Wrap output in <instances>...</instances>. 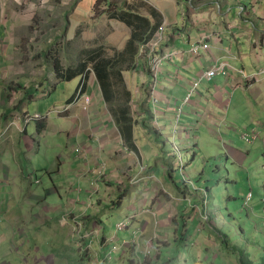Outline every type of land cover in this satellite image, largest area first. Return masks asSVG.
<instances>
[{
	"label": "crops",
	"instance_id": "crops-1",
	"mask_svg": "<svg viewBox=\"0 0 264 264\" xmlns=\"http://www.w3.org/2000/svg\"><path fill=\"white\" fill-rule=\"evenodd\" d=\"M96 1L62 2L69 5L60 9L67 25L65 38L75 41L74 50L64 61L75 74L65 80L54 72L52 84L49 80L42 83L41 91H48V95L39 92L44 100L36 103L34 112L48 113L41 131L47 129L46 120H52L51 130L42 139L39 121L32 120L35 124L30 127L32 121L23 120L28 112L25 106L35 99L40 81L33 83L25 75L16 79L20 76L16 72H22L15 70L17 60L0 57V191L4 187L15 192L19 204H13V199L8 203L0 201V244H8L0 251V264H11L6 259L8 254L16 257L17 264H40L35 247L27 249L33 254L31 258L17 253L11 244L17 233H11L2 224L3 208L20 209L25 202L39 213L59 210L62 220L70 218L63 217L66 212L83 209L84 231L90 232L92 224L102 227L101 242L120 235L121 231L116 232L115 228L111 236L107 232L113 218L108 219L107 212L120 211L134 226L132 231L138 234L140 245L153 239V230L173 241L168 247L159 244L160 256L156 260L151 257L147 261L140 253L135 254L136 259L144 264H171L175 252L177 256L190 254L196 248L189 243L192 235L187 234L186 224L193 223L198 212H209V203L200 195L204 190L201 184L189 190L183 179V184L177 185L175 166L163 164L165 159L168 162L178 156L190 162L181 166L185 178L203 175L204 169L196 162L220 158L221 153L226 161L237 166V171L250 169L244 166L246 161H264V73H260L264 68V0H101L97 10ZM12 12V8H0V16H6L0 20V48L14 49L18 41L29 38L27 15L16 19ZM154 37L159 43L152 55L168 57L155 78L149 69L148 51L140 53V47ZM196 41L206 43L208 48L193 55L189 48ZM222 61L228 63L226 74L202 80L189 102L183 103L191 83ZM10 73L17 84L10 83ZM80 83L91 98L88 112H82L73 103L67 110L54 111V107L69 102ZM56 91L62 95L50 101ZM25 92L32 96L24 100ZM251 131L258 133L260 140L247 144L240 134ZM46 136L51 137L50 142ZM40 140L47 147L44 155H40ZM254 146L261 148L262 153ZM41 169L59 176L50 177V184H62L57 201H66L68 206L51 201L40 204L47 193L43 185L39 189ZM159 177L164 184L156 183ZM93 184L98 188L94 194ZM102 192L106 195L101 196ZM117 199L118 203L108 208ZM187 200L201 201L202 207L196 204L189 212ZM93 207L104 211L92 216ZM171 208L177 216L191 214L181 227L183 237L179 223L177 231L169 229ZM44 218L42 222H51V218ZM31 227L40 232V222ZM76 234L75 229L69 230L61 233L59 239H70ZM194 234H199L198 230ZM92 239L81 240L82 251ZM198 247H204L202 240ZM104 250H98L100 259ZM128 253L120 250L113 263L117 264L121 256L133 264ZM64 254L61 248L54 255Z\"/></svg>",
	"mask_w": 264,
	"mask_h": 264
},
{
	"label": "rangeland",
	"instance_id": "rangeland-1",
	"mask_svg": "<svg viewBox=\"0 0 264 264\" xmlns=\"http://www.w3.org/2000/svg\"><path fill=\"white\" fill-rule=\"evenodd\" d=\"M62 2H64V0H0V8H12L15 11L11 13L13 18H24L27 15V20L25 21L27 23L26 25H28L26 27H28L27 36L29 38L26 41H18L14 49L1 47L0 57L2 59L13 57L17 60V63L14 62L15 70H22V72H16V75H20L16 76V79L19 80L25 75L26 78L32 80L33 83L38 80L40 81V89L38 88L35 90V99L31 100L27 106H25L26 108L24 110L28 111L29 114H33L36 111L35 105L38 101L41 102L44 100L39 96V92H42L45 96L48 95V91L45 93L41 91L42 83H48L47 81L49 80L52 84L55 81L53 68L55 61L58 60L59 64L66 67L69 63H66L64 59L69 58V53L71 55V52L74 50L73 44L75 41L68 42L65 38L67 25L63 23L64 17L61 16L60 10L62 7H68L69 5L63 4ZM5 17V15L0 16V20H4ZM17 29L20 31V27ZM9 77L12 80L10 81L12 85L17 84L11 77V73ZM31 86L33 87V85ZM61 95L62 93L56 91L54 94L52 93L49 100H53L54 97L56 99ZM72 103L76 105L72 100L60 107H54L53 110L64 106H68L69 108ZM40 115L43 116H41L42 118H45L48 113L42 111ZM46 122L47 129L41 131L40 128V139L52 128V120H46ZM34 124L35 121H32L30 127ZM25 139H27V136H25ZM45 139H48L49 142L51 141L50 136H46ZM40 141L42 142L40 155H44L47 147L44 146L43 140ZM256 149L262 153L261 148L256 147ZM50 155H52V153H50ZM66 157L67 153L65 152L63 156L64 160ZM166 160L167 159H165L163 164L167 165V163H172L175 166L176 172L174 173L177 185H182L183 179L186 185H188L189 190L195 189V185L201 184L204 190L200 195L204 196V201L209 203V205L207 204L209 212H205V214L202 211L198 212V216L193 219V223L190 224L188 222L186 224V226H188L187 234L192 235L189 243L195 245L196 248H194L190 254H178L171 264H234L238 263L240 253H249L251 258L255 259L252 254L261 252L258 246L262 249V252L258 255L260 258L257 260V263H264V260H261V258L264 257V185L260 183L262 181L264 184V169L259 168L261 166L264 168V161H246L244 166H250V169L237 171V166L226 161L224 153H221L220 158L217 156L214 160L201 159L196 162L198 166L204 169L203 175L185 178L182 176L181 166H183L184 163L190 164V162L186 161L184 158L183 161H180L178 156L168 162ZM242 161L243 160H241V162ZM1 163L2 162H0V164ZM57 166L56 162L53 168L55 169ZM257 167L258 173H256ZM66 168L67 166H64L63 170H66ZM252 173H255V175L251 176L250 174ZM39 176L42 178L39 189L43 185L44 189L47 190L46 196L43 197V201L40 200V204L43 205L51 201L52 204L58 203L61 205L64 204V206L67 205L66 201H57L58 195L60 194L59 188H61L62 184H50V177L53 178L54 176L57 179L59 176L55 172L47 174L43 169L40 170ZM62 176L64 177L63 173ZM156 183L164 184V179L159 177ZM6 189L7 190L2 187L0 191V201L8 203L10 199H13V204H17L15 198L17 194L8 188ZM97 190L98 188L93 184V194L97 192ZM33 193L34 190L32 189L30 191V196H32ZM42 193L45 194V191H42ZM248 193L251 194V199L247 206H245L244 199ZM105 195V193H101V196ZM196 204H198V207H202L201 201H185V206L189 212L192 211ZM17 206L19 207V204H17ZM90 210H92V216L104 211L101 208L99 212L100 209L96 207ZM2 211L5 213V216L2 218L4 221L2 224L5 226L7 225L11 233H17L13 235L11 242L15 250H17V253L27 255L31 258L33 254L27 249L29 247H35L40 254V264H112L113 257L117 258L122 249L130 251V253L127 254V258L130 259L132 256L133 264H144V262H139L136 259V253H140L142 258H145L147 261L151 257L156 260L160 256L159 244L161 242L165 243V247L173 245V241L167 239L168 236L164 238L158 232L151 230L152 238L156 241L153 239L146 241L144 246H142L137 240L138 234L131 233L134 226L130 224H128L127 229L120 232V235H117L118 239L116 235L111 236L112 229L115 228L117 223L129 221L128 218L122 216V212L120 211L116 213L107 212L108 219L113 217L110 225H108L107 231L111 237L102 240L104 242L103 247L101 246V241H99L103 232L102 227L92 224L90 226L92 229L90 232L84 231L86 223H82L81 221L83 212L85 213L83 209L72 210L70 214L69 212L65 213L63 217H70H67L68 220L67 218L65 220L70 222L72 224L71 226L68 225V222L65 223V220H62V213L59 212V210H56L54 213L50 211L49 214L40 210L39 213L35 208H28L27 202H25L20 209L3 208ZM176 214L177 212L171 208L170 216L173 217H168L167 222L170 224L169 229L177 231L176 226L177 223H179L178 227L181 237H183L184 234L182 233L181 227L185 225V221L188 220V215L191 214L188 213L184 217L180 215L177 216ZM38 216H40V218L37 219ZM44 216L51 218V222H42L45 220ZM103 216H106V212ZM72 220H75V222H72ZM182 221H184V224H182ZM35 222H40V232L31 227ZM58 225L60 227H58ZM74 229L77 232L76 236L70 239L66 236L62 237L61 240L59 239L61 233L69 230L73 231ZM196 230H198L199 234L195 235L194 232ZM243 232L245 234V239L241 236ZM82 239H92L83 251L82 248L84 247L80 245ZM221 239L223 240L221 241ZM200 240H202V245H204V247H198ZM7 246L8 244H0V251L2 252ZM112 246H115V248H112ZM139 247H141V249H139ZM61 248L64 250L65 254L63 257H56L54 254L59 252ZM102 248L106 250L109 249L110 251L112 249V255L106 254L103 259H100L98 250ZM186 255H189L190 259ZM134 258L137 260V263ZM6 259H9L11 264H17L14 255L11 256L8 254V258ZM168 259L170 258H166V260ZM157 263H159V261H157L156 264ZM117 264H131V262H129L126 257L123 259L119 256Z\"/></svg>",
	"mask_w": 264,
	"mask_h": 264
},
{
	"label": "built area",
	"instance_id": "built-area-1",
	"mask_svg": "<svg viewBox=\"0 0 264 264\" xmlns=\"http://www.w3.org/2000/svg\"><path fill=\"white\" fill-rule=\"evenodd\" d=\"M159 43V39L155 37L146 42L145 45L140 47V53L145 54L146 50L148 51V58L150 59V65L149 69L151 71L152 76L155 78L157 72L159 71V67L162 62H165L168 57L166 56H160V55H152V52L155 48V46ZM208 48V45L202 41H196L191 44L189 48V52L193 55H198L200 51H204ZM228 67V63L226 61H222L219 63L214 64L204 72H202L190 85V88L184 98L183 103L189 102L191 99L192 94L196 91L198 88L200 82L202 80H211L216 75H225L226 74V68ZM260 73H264V68L260 70ZM74 103L80 108L82 112H87L88 108L90 106V97L84 92V84L80 83L78 87H76L75 97L73 99ZM68 106H64L62 108H56L55 111L65 110ZM40 118V115L38 113L29 114L28 112L23 115V120L25 122H28L32 119ZM242 133V132H241ZM241 140L246 142L247 144H253L255 141L260 140L258 133L255 131L251 132H244L240 134ZM264 145V140L262 141ZM181 161V160H180ZM251 199V194L248 193L247 196L244 199V205L247 206ZM125 227V224L119 223L117 224V228L121 230Z\"/></svg>",
	"mask_w": 264,
	"mask_h": 264
},
{
	"label": "trees",
	"instance_id": "trees-1",
	"mask_svg": "<svg viewBox=\"0 0 264 264\" xmlns=\"http://www.w3.org/2000/svg\"><path fill=\"white\" fill-rule=\"evenodd\" d=\"M100 1H101V0H97V1L95 2V6H94V8H95L96 10L98 9V5H99V2H100ZM80 66H81V65H80ZM81 67H84V66H81ZM53 68H54V72L57 74L56 76L59 77V78H61V79L68 80V79L72 78V76L75 74L74 71L72 72V71L69 70V68H67V67L64 68L61 64H59V61H58V60L55 61V64H54V67H53ZM74 95H75V93H73V94L71 95V97L68 99L69 102L73 100ZM31 96H32V94H30V92H25V95H24L23 97H24V100H25L27 97H31ZM37 121H39V122H38V125L40 126V128L43 127V126L45 125V122H44L43 119H39V120H37ZM123 195H124V194L121 193L120 197H122ZM119 200H120V199H117V200L113 201L112 204H111L110 206H108V208L112 209L111 207L114 206V205L116 204V202L119 201ZM117 203H118V202H117ZM241 236H242L243 239H245V234H244V232L242 233ZM241 236H240V238H241ZM240 238H239V239H240ZM222 240H223V239H221V241H222ZM223 243H225V242H223ZM102 244H103V242H101V245H102ZM221 246H222V244H221ZM258 248H259V249L261 250V252H262V249H261L259 246H258ZM261 252H257V253L252 254V255H254L255 259L251 258V255H250L249 253H240L238 263H234V264H259V263H257V260L260 258L258 255H259ZM104 253H105V250H104ZM104 253H103V256H105ZM176 256H177V253L175 252V254H174L173 257L176 258ZM175 258H174V259H175ZM261 260H264V257H262ZM261 264H264V263H261Z\"/></svg>",
	"mask_w": 264,
	"mask_h": 264
},
{
	"label": "clouds",
	"instance_id": "clouds-1",
	"mask_svg": "<svg viewBox=\"0 0 264 264\" xmlns=\"http://www.w3.org/2000/svg\"><path fill=\"white\" fill-rule=\"evenodd\" d=\"M43 94V93H42ZM65 110H67V109H65ZM55 111V110H54ZM64 111V110H63ZM57 112V111H56ZM27 113V112H26ZM39 119H44V118H42L41 117V115H40V118H37V119H32V120H39ZM32 120H30V121H32ZM29 122V121H28ZM119 223H123V224H125V227L124 228H122L121 230H119L118 228H117V224H119ZM119 223H117L116 224V226H115V230H116V232H119V231H122V230H125V229H127L128 228V224H129V221H123V222H119ZM132 233H135V234H137L135 231H132ZM104 243V242H103ZM124 243H127V242H124ZM112 248H115V246H112ZM111 251H112V249H111ZM111 251L108 249V250H106L105 249V255L106 254H111L112 255V253H113V251H112V253H111ZM112 257V256H111Z\"/></svg>",
	"mask_w": 264,
	"mask_h": 264
}]
</instances>
